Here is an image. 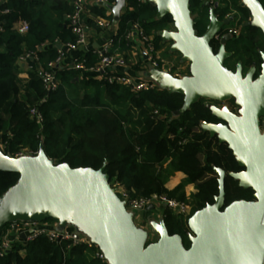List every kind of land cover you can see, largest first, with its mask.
I'll return each mask as SVG.
<instances>
[{"label":"trees","instance_id":"obj_1","mask_svg":"<svg viewBox=\"0 0 264 264\" xmlns=\"http://www.w3.org/2000/svg\"><path fill=\"white\" fill-rule=\"evenodd\" d=\"M219 1L215 8L218 19L231 18L223 33L230 27L240 29L238 37L225 43V49L233 54L239 49L246 54L242 65L246 68L255 65L259 72L262 61L257 45L259 30L243 25L249 19V11L240 5V0ZM259 1L264 6V0ZM189 5L194 29L201 36L208 24L209 9L202 0H189ZM4 9L8 12L2 13ZM74 9V0L0 2L3 27L0 32V143L4 153L13 156L24 150L38 151L42 146L46 156L55 163L98 169L106 162L105 172L110 184L117 183L130 197L164 194L189 203L190 215L212 204L218 194L214 169L221 168L229 173L238 172L241 167L226 143L218 142L216 136L210 137L200 127L202 122L215 120L205 106L208 100L200 99L176 116L174 113L183 104V96L179 93H169L165 89L134 93L130 87L110 84L104 79L75 81L79 73L72 70L59 72L58 87L50 92L45 90L41 70L55 59L56 43L64 46L75 41L66 20ZM92 11L111 19L102 8L93 7ZM20 20L28 22V31L24 34L15 29ZM135 23L146 35L153 36L155 48L160 49L162 43L158 33L166 29L172 19L169 15L156 18V7L148 2L126 0L118 32L113 36L117 50L128 49L125 35ZM45 44L48 45L46 49L43 48ZM211 46L215 51L217 41L213 40ZM30 51L35 52L40 67L30 60V68L23 79L16 62L20 55ZM83 55L86 68L99 60L91 50ZM32 107L39 109L40 122L30 115ZM154 110L164 118H153ZM178 171L185 175L184 181L168 190L165 184ZM17 179V173L0 172V195ZM228 179L233 186L231 191L227 190ZM190 183L194 184L196 192L187 198L184 187ZM224 187L225 205L234 200H253V190L239 187L228 175ZM164 209L163 220L168 234L181 235L188 248L189 241L184 239L187 219ZM44 222L56 223L53 219ZM70 243L50 241L45 235H39L25 245L14 243L12 250L0 257V264H107L96 258L91 249ZM21 249L23 255L19 254Z\"/></svg>","mask_w":264,"mask_h":264},{"label":"water","instance_id":"obj_2","mask_svg":"<svg viewBox=\"0 0 264 264\" xmlns=\"http://www.w3.org/2000/svg\"><path fill=\"white\" fill-rule=\"evenodd\" d=\"M156 7V18L169 15L173 30L159 36L169 42L189 63V73L175 78L167 71L151 69L148 76L169 93L183 96L174 114L184 113L200 99L233 100L237 113L207 105L221 123L202 122L200 127L218 142L226 143L243 170L226 173L215 168L218 194L212 204L195 211L186 221V248L182 236L169 235L163 218L151 222L157 238L148 241L149 232L136 225L133 213L110 186L104 162L98 169L55 163L40 146L35 156L19 158L0 149V172L18 174L16 183L0 196V229L16 221L43 222L53 219L58 228L68 225L87 236L103 253L107 264H264V53L260 73L255 65L245 75L241 62L235 71L224 66L232 52L225 49L231 36L223 33L231 18L219 20L210 7L205 32L198 36L189 0H146ZM249 13L243 25L264 36V6L259 0H240ZM126 0H115L112 24L120 21ZM219 39L216 51L211 46ZM61 45L58 43L56 47ZM76 79V78H75ZM238 186L253 190V200H234L225 205V177ZM169 198V197H168ZM147 210H152L149 205ZM78 237L77 235H75ZM22 240L26 239L20 233Z\"/></svg>","mask_w":264,"mask_h":264},{"label":"built area","instance_id":"obj_3","mask_svg":"<svg viewBox=\"0 0 264 264\" xmlns=\"http://www.w3.org/2000/svg\"><path fill=\"white\" fill-rule=\"evenodd\" d=\"M5 0H0V2ZM139 3H144L146 0H137ZM115 3V0H74L75 9L74 12L66 16L67 25L71 32L75 36V41L66 43L64 46L57 48V55L54 60L47 64L46 69L41 70V76L44 81V88L47 92L55 90L59 85L58 73L61 71L72 70L76 72L89 71L100 75V79L106 80L110 84H119L130 87L134 93L149 90H159L156 82L149 80H137L133 76L126 73H116L117 67H125L128 65L130 60V51H119L113 45V36L109 37L108 40L98 49H89L95 53L99 60L98 62L91 66L90 68L85 67V57L77 56L73 59L71 65L62 66L61 61L66 55L67 50H77L78 48H84L88 43V35L85 30V26L82 19V13L86 4L92 7H99L104 9L106 16H111V7ZM8 10L4 9L2 13H7ZM98 25L101 28H106L110 25V20L105 17L98 19ZM15 29L17 33L24 34L28 31V22L26 20H20ZM134 29L138 35L139 42L144 46L145 53L147 54V62L149 67L152 69H158L162 71H167L175 78H181L186 74L179 71H174L172 65H165L161 56L160 49H156L153 43V36L146 35L137 23L134 24ZM3 27L0 23V32H2ZM131 32L128 33V36ZM225 33L229 34L231 37H238L240 34L239 28L230 27ZM58 44V43H56ZM56 46V45H55ZM87 50L86 52H88ZM34 60L37 62V57L35 52H25L17 58V65L19 68L27 71L29 66V61ZM44 99L41 101V103ZM30 115L35 117V119L40 122L42 120V115L37 107H32L30 109ZM153 118L161 117L158 115V111L154 110L152 113ZM164 118V117H161ZM182 142H185L183 140ZM0 149L3 151V145L0 143ZM4 152V151H3ZM38 151H21L12 157L19 158L22 156H35ZM11 156V155H10ZM112 188L115 189L116 193L121 200L124 201L127 211L133 213V218L137 226H139L140 216L139 213L145 210L149 205H153V209L167 208L175 211L178 215H181L184 219H188L190 216L191 206L189 203L177 201L173 198H168L164 194H152L150 197H130L117 183L110 184ZM158 218H163V213L159 212ZM187 221V220H186ZM4 232L0 236V257L7 254L12 250L14 243H21L23 245L26 242L34 239L39 235H45L50 241L64 240L70 241V245H83L87 249L93 251V255L106 262L103 253L99 250L97 246L91 243L90 239L83 234H76L70 229H60L57 227V223H47V222H32V221H16L14 223L8 224L4 227ZM149 232V231H148ZM12 233L14 234L13 238ZM20 233H24L26 236L25 240L20 238ZM77 235L78 237H76ZM150 232L148 235V241L151 240Z\"/></svg>","mask_w":264,"mask_h":264},{"label":"crops","instance_id":"obj_4","mask_svg":"<svg viewBox=\"0 0 264 264\" xmlns=\"http://www.w3.org/2000/svg\"><path fill=\"white\" fill-rule=\"evenodd\" d=\"M202 2L206 3L209 10H210V7H214V9H215L220 3L219 0H202ZM1 3H3V2L1 1ZM93 7H95V6H93ZM93 7L89 4H86L84 11L82 13L83 23H84L85 30H86L87 35H88L87 46L84 48H78L77 50H67L66 55L64 56V58L62 59V61L60 63L61 67L71 65V63L75 57L80 56V55L82 56L89 49H98L108 40L109 37L115 36L117 34L118 24H116V25L112 24V14H111V19H110V25L106 28H101L98 25L97 21L99 18H102V17H100L99 15L95 14L94 11H92ZM125 8H126V6H125ZM130 9L131 8H129V10ZM123 10H122V12H123ZM209 10H208V13H209ZM170 25L171 24H168V27H167L168 29H171ZM229 25H230V23H229ZM129 32H131V33L128 36ZM125 39L127 40L126 48H128L127 50L130 51V60H129L127 66L122 67V68L117 67L115 72L116 73H126L130 76H133L137 80L142 79V80L154 81L151 77L148 76V72L152 68L149 67V64L147 62V54L145 53V48L139 42L138 35L134 29V25H132L131 30L126 33ZM161 43H162V45H161L162 47L160 48V56H161L165 65H171V63H169V59H167L163 55V52L166 49L164 43L168 45L169 51H170V45L171 44L169 42H163L162 39H161ZM47 46L48 45L45 44V45H43V48L46 49ZM127 50H125V51H127ZM180 61H181V55H180ZM182 64H184L183 66L186 67V69H189V63L188 62H184ZM37 65L40 67L38 61H37ZM20 69L22 70L21 78L24 79L26 77V73H25L26 71L23 70L22 68H20ZM90 78L100 80V75H97L95 73H91L89 71H84V72H80L79 76L76 77V79H74V80L77 81L78 79H90ZM184 179H185V175L182 172H179V171L175 172L172 176H170L169 180L165 184V187L168 190H172L177 185H179L181 182H183ZM184 191H185L186 197L189 198L190 195H192L196 192L194 184H192V183L186 184L184 187ZM158 214H157V218H158ZM139 216H140L139 227L146 230V231H149L150 236L152 237L151 240H155L157 238V236L152 231L151 222L154 220L157 221V219L156 218L153 219L154 217H152V215L150 214V210H147V209L141 211L139 213ZM65 228L70 229V230L73 229V227L70 225H68L62 229H65ZM3 232H4V229L3 228L0 229V236L3 234ZM73 232L76 234H80L79 232H76V231H73ZM13 235L14 234L12 233V236H11L12 238L14 237ZM19 254L23 255L24 250L23 249L19 250Z\"/></svg>","mask_w":264,"mask_h":264},{"label":"rangeland","instance_id":"obj_5","mask_svg":"<svg viewBox=\"0 0 264 264\" xmlns=\"http://www.w3.org/2000/svg\"><path fill=\"white\" fill-rule=\"evenodd\" d=\"M170 24H171L170 28H171V30H173L174 29L173 24L172 23H170ZM166 29H168V28H166ZM257 37H258L257 45H259V47H258L259 53H264V36L261 33V31H257ZM164 45H165L166 49L163 52V55L167 59H169V63H171L172 67L174 68V71L180 70L183 74L185 73L186 75H188L189 69H186V67L183 66L184 64H182V63H184V62L180 61V54L178 52L169 51L168 45L165 43H164ZM236 51H237L236 54H233V56L231 55L232 57L225 59L226 61L224 62V66L229 68V69L231 68L230 70H232V71H235V68H236L238 62H241V65H242V63H243L242 61L245 60V58H246V56H245L246 54H243L239 49H236ZM242 69H243L242 73H243V75H245L247 72V68L242 65ZM226 186H227V190L231 191V189L233 188V186L231 184V180H229V179L227 180ZM164 210H165L164 208L152 209V210H150V214L152 215V217H154L153 219H155V218L158 219L157 214L159 212H161V213L164 212ZM71 230L75 231V228H73ZM185 231H186V224H185ZM80 234H82V233H80ZM184 239L186 241H188L187 237H186V233L184 235Z\"/></svg>","mask_w":264,"mask_h":264},{"label":"flooded vegetation","instance_id":"obj_6","mask_svg":"<svg viewBox=\"0 0 264 264\" xmlns=\"http://www.w3.org/2000/svg\"><path fill=\"white\" fill-rule=\"evenodd\" d=\"M226 26V25H225ZM224 26V27H225ZM225 33V32H224ZM230 39H233V37H231ZM215 41H217V45L219 46V39H216ZM218 48V47H217ZM217 48H216V50H217ZM215 50V51H216ZM232 56H233V53H232ZM231 56V57H232ZM260 56H261V54H260ZM261 64V63H260ZM252 66V65H251ZM250 66V67H251ZM249 67V68H250ZM249 68H247V70L249 69ZM258 68H260V67H258ZM255 69H256V67H255ZM258 72V70L256 69L255 70V74H254V78H256L257 76H258V74L260 73V70H259V72ZM208 104H210V105H214V106H216L217 108H219V109H222L223 107H227L231 112H233V113H237V109L238 108H236L235 107V105H234V103H233V101H231V100H227V101H223V102H219V101H206L205 102V106L207 107V105ZM211 123H215V124H218V123H221V121H219V120H217L216 118H215V120H214V122H211ZM241 170H243V168H241ZM240 170V171H241ZM250 201V200H249Z\"/></svg>","mask_w":264,"mask_h":264}]
</instances>
